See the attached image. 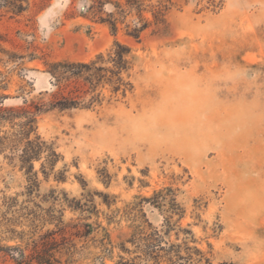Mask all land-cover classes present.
I'll return each mask as SVG.
<instances>
[{
    "label": "rangeland",
    "instance_id": "374dc122",
    "mask_svg": "<svg viewBox=\"0 0 264 264\" xmlns=\"http://www.w3.org/2000/svg\"><path fill=\"white\" fill-rule=\"evenodd\" d=\"M97 1L0 0V264L52 246V264H118L150 234L187 264H264V0H169L138 41L92 19ZM115 41L131 50L132 90L49 110L47 64Z\"/></svg>",
    "mask_w": 264,
    "mask_h": 264
},
{
    "label": "trees",
    "instance_id": "16d2710c",
    "mask_svg": "<svg viewBox=\"0 0 264 264\" xmlns=\"http://www.w3.org/2000/svg\"><path fill=\"white\" fill-rule=\"evenodd\" d=\"M97 6L89 7V12L97 23L106 26L112 36H116L120 27L123 26L124 34L138 41L141 35L150 27L159 28L165 24V15L171 8L169 0H157L151 3L149 0H125L122 3L102 2L98 0ZM109 3L112 10L103 12V6ZM15 12H22V6L13 7ZM149 13L151 20L144 14ZM131 18V19H130ZM133 56L131 50L124 44L115 41L106 53H100L87 62L58 61L47 64V73L51 77L53 95L57 96L50 103L49 110L67 111L73 109H90L100 105L104 100L102 92L107 90L110 97L120 95L124 97L133 88L129 79V71L132 67ZM87 101L85 102V100ZM4 119L0 114V120ZM32 121H29L31 123ZM25 124L24 126L28 125ZM23 134V133H21ZM1 140V138H0ZM0 144H2L0 142ZM44 144L36 139L27 142L22 151L20 162L27 167L26 173H30L32 165L30 162L43 150ZM53 155V154H52ZM31 178V177H30ZM31 187L35 186L34 180ZM30 187V190H32ZM8 203L9 210L13 205ZM14 213V212H13ZM8 212L0 214L2 222L11 223L8 219ZM14 233V231H9ZM139 255L132 260H122L118 264H187L189 258L180 256V246L159 244L156 234L141 237L139 240ZM54 245V243H53ZM36 248V245L34 246ZM54 247L45 250V256L36 255L37 264H52V256L49 251ZM7 251H18L20 262L25 259L24 252L17 248H6ZM2 251V249H0ZM187 251L189 249L187 248ZM199 253L198 251H196Z\"/></svg>",
    "mask_w": 264,
    "mask_h": 264
}]
</instances>
